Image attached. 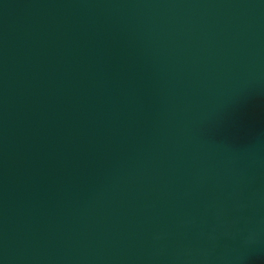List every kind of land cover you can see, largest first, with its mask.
Returning a JSON list of instances; mask_svg holds the SVG:
<instances>
[{
  "label": "water",
  "instance_id": "obj_1",
  "mask_svg": "<svg viewBox=\"0 0 264 264\" xmlns=\"http://www.w3.org/2000/svg\"><path fill=\"white\" fill-rule=\"evenodd\" d=\"M0 264H264V0H0Z\"/></svg>",
  "mask_w": 264,
  "mask_h": 264
}]
</instances>
